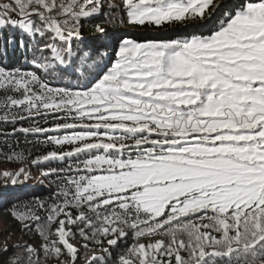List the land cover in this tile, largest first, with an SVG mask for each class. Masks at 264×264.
Listing matches in <instances>:
<instances>
[{
    "label": "snow or ice",
    "instance_id": "obj_1",
    "mask_svg": "<svg viewBox=\"0 0 264 264\" xmlns=\"http://www.w3.org/2000/svg\"><path fill=\"white\" fill-rule=\"evenodd\" d=\"M93 20L97 39L207 34L125 37L94 59ZM4 31L0 143L20 166L0 180L35 168L53 191L8 210L40 243L4 241L0 264H264V0H0ZM18 133L50 150H12Z\"/></svg>",
    "mask_w": 264,
    "mask_h": 264
},
{
    "label": "trees",
    "instance_id": "obj_2",
    "mask_svg": "<svg viewBox=\"0 0 264 264\" xmlns=\"http://www.w3.org/2000/svg\"><path fill=\"white\" fill-rule=\"evenodd\" d=\"M118 2V0H117ZM99 20H93L85 23V30L83 32L84 43L81 45L87 52H91L93 54V58L95 59L94 49L99 47L102 44H113L116 45L122 38H131L136 40H144V39H155V38H181L183 35H189L192 33L200 34L203 32L205 35L207 34V29H194L192 27L184 28L182 25L176 24L168 26L165 28L167 31L163 30H155L153 32H148L144 28L139 26H132L128 24H116L115 26L112 24H105L104 26L108 29V37L103 39H97V33L94 27V24L99 23ZM10 35L9 32L4 31L0 34V51H2L4 46V40ZM15 38L17 41L20 39V33H15ZM27 39V38H25ZM107 51L111 54L112 49L108 48ZM2 59V58H0ZM8 60L10 63L14 65L21 64V53L20 50L17 49L15 55L12 54L11 49H9V57ZM107 58H105V62ZM27 126V125H25ZM10 127V126H9ZM35 137L28 136L25 138L23 134H17L15 137L10 138L9 143L12 145V150L17 152H23L25 155L31 153V156H37L45 153L50 150L51 146H46L43 144H34L29 143L27 141H33ZM43 139V138H41ZM19 141V144L16 143ZM10 149L0 143V170L3 169H11L15 170L20 165L17 163H8L5 160L3 153H9ZM51 167L58 166L53 163L49 165ZM33 173L35 175L34 179H30L26 182H22L20 184L13 185L11 183H5L3 180H0V248L3 247V242L7 241L9 246L15 243H24L27 240H34L36 244L40 243V239L35 236L34 233H29L25 235L20 231V225L8 216V210L17 203H27L32 201L35 197H39L41 199L49 198L51 195L52 189L47 187L46 182H40L39 170L33 168ZM79 239V237H77ZM82 243V241H81ZM9 254L4 255V259L8 258ZM84 255L83 249H81V256ZM41 261H44V257L41 254ZM47 264H56L55 259H49ZM78 264H84V260L81 259Z\"/></svg>",
    "mask_w": 264,
    "mask_h": 264
}]
</instances>
